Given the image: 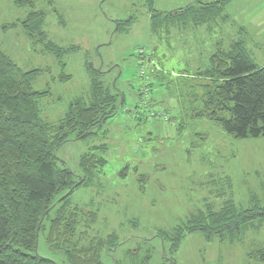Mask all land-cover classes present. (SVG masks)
Here are the masks:
<instances>
[{
  "label": "rangeland",
  "instance_id": "374dc122",
  "mask_svg": "<svg viewBox=\"0 0 264 264\" xmlns=\"http://www.w3.org/2000/svg\"><path fill=\"white\" fill-rule=\"evenodd\" d=\"M215 1L154 0L153 11L166 16L157 17L159 30L153 32L147 0H0V48L23 72L40 71L32 89L48 92L37 100L44 123L57 125L76 101L87 105L93 76L124 97L116 115L92 136H69L55 152L76 180L85 153L96 149L106 161L88 187L70 196L73 206L97 213L79 245L115 234L118 242L103 249V264H260L254 254L264 249V220L232 241L208 243L201 234L188 235L174 254L158 238L199 211L264 207V139L235 140L217 124L194 118L201 105L190 99L201 94L194 72L234 41L259 40L260 50L254 46L252 54L257 65L264 63V0H232L221 17L201 27L192 24V15L167 17ZM48 44L65 51L64 69L45 52ZM157 70L168 78L159 82ZM62 72L70 79L59 81ZM147 80L150 102L141 105ZM151 113L167 121L145 120ZM48 226L44 222L32 254L69 264L62 249L46 244Z\"/></svg>",
  "mask_w": 264,
  "mask_h": 264
},
{
  "label": "trees",
  "instance_id": "16d2710c",
  "mask_svg": "<svg viewBox=\"0 0 264 264\" xmlns=\"http://www.w3.org/2000/svg\"><path fill=\"white\" fill-rule=\"evenodd\" d=\"M153 1L147 0V5L151 28L156 32L159 27L154 21L166 14L154 12ZM231 1L195 3L167 17L177 19L192 15V24L201 27L221 17ZM45 52L54 56L64 69L65 64L60 59L65 51L48 44ZM150 56L153 55H148L149 61ZM150 66L151 72L154 71V65ZM39 73V70L23 72L0 48V264H55L32 254L47 221L46 244L62 249L69 264H103V249H114L118 242L115 234L104 239L91 238L79 245L96 223L97 213L73 206L70 196L75 190L88 187L106 161L94 153L96 149L85 153L79 159L80 176L76 180L56 158L55 152L69 136L78 140L92 136L94 130L116 115L124 97L103 88L93 76L90 102L70 104L63 120L50 126L41 120L37 109V100L48 92L32 89V81ZM192 76L200 82L193 83L201 91L198 99L190 96L194 103L201 105L200 109H193L194 118L217 124L235 140L264 139V67L255 65L241 42L231 44L226 51L217 50L210 57L209 66L195 71ZM154 77L159 82L168 78L158 70ZM58 79L63 82L70 76L62 72ZM145 83L149 89L148 104L152 84L149 80ZM139 96L141 103V88ZM154 119L145 118L156 121ZM140 180L144 182L143 177ZM51 212L54 216L49 219ZM263 220L264 207L254 205L239 211L226 205L219 211H199L191 215L184 226L172 233H159L158 238L168 243L169 253L174 254L188 235L201 234L208 243L232 241ZM254 257L264 264V249L257 251ZM167 264L175 262L170 259Z\"/></svg>",
  "mask_w": 264,
  "mask_h": 264
},
{
  "label": "built area",
  "instance_id": "2783aa9c",
  "mask_svg": "<svg viewBox=\"0 0 264 264\" xmlns=\"http://www.w3.org/2000/svg\"><path fill=\"white\" fill-rule=\"evenodd\" d=\"M143 52H139V56L142 58V60H141V62L142 61H144L145 60V58L144 57H142L143 55ZM149 63H150V65H154V62L153 61H149V60H147ZM141 76H143V73L141 72ZM149 89H148V87H147V85H146V83H144V85L141 87V93H142V99H141V104L142 105H146L147 104V100H148V98H149V91H148ZM148 118L150 119V120H152L153 118H155L154 120H161V121H167V118H166V116H164L163 114L162 115H156V114H153V113H151L149 116H148Z\"/></svg>",
  "mask_w": 264,
  "mask_h": 264
},
{
  "label": "crops",
  "instance_id": "0c3cea01",
  "mask_svg": "<svg viewBox=\"0 0 264 264\" xmlns=\"http://www.w3.org/2000/svg\"><path fill=\"white\" fill-rule=\"evenodd\" d=\"M254 41H256V44H255V42ZM235 42H241L242 43V45L244 46V49H245V51H246V53L248 54V56L251 58V60L255 63V62H257V60H256V57L252 54V52H253V50H252V48L254 49V50H257V49H259L260 50V48H259V45H258V43L257 42H259V40H252V41H250V40H237V41H234V42H232L231 44H233V43H235ZM230 44V45H231ZM254 46L257 48H254ZM228 50V49H227ZM264 60V59H263ZM255 65L257 66V67H264V63L260 66V65H257L256 63H255ZM261 223V222H260ZM260 223H258L257 225H256V227H254V228H259V224Z\"/></svg>",
  "mask_w": 264,
  "mask_h": 264
}]
</instances>
